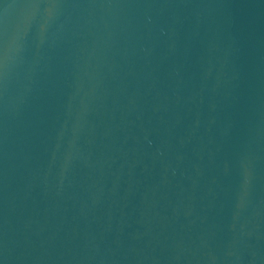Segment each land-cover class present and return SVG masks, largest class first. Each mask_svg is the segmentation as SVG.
Returning a JSON list of instances; mask_svg holds the SVG:
<instances>
[{
    "label": "water",
    "instance_id": "water-1",
    "mask_svg": "<svg viewBox=\"0 0 264 264\" xmlns=\"http://www.w3.org/2000/svg\"><path fill=\"white\" fill-rule=\"evenodd\" d=\"M0 264H264V0H0Z\"/></svg>",
    "mask_w": 264,
    "mask_h": 264
}]
</instances>
